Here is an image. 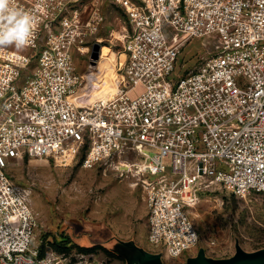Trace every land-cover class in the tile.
<instances>
[{"label": "built area", "instance_id": "built-area-1", "mask_svg": "<svg viewBox=\"0 0 264 264\" xmlns=\"http://www.w3.org/2000/svg\"><path fill=\"white\" fill-rule=\"evenodd\" d=\"M14 0L36 22L28 47H0V264H66L33 245L39 226L14 158L86 147L84 167L136 177L165 264L199 241L189 208L220 189L264 191V0H111L126 12L113 90L84 101L74 49L104 22L100 0ZM196 38L216 51L186 74Z\"/></svg>", "mask_w": 264, "mask_h": 264}, {"label": "rangeland", "instance_id": "rangeland-1", "mask_svg": "<svg viewBox=\"0 0 264 264\" xmlns=\"http://www.w3.org/2000/svg\"><path fill=\"white\" fill-rule=\"evenodd\" d=\"M86 3L88 17L96 6L94 0ZM98 5L103 24L77 39L73 52L77 69L86 77L80 93L90 100L113 90L119 63L125 59L122 37L129 27L120 5L111 0H100ZM96 42L101 50L93 65L91 51ZM216 42L193 39L180 54L177 73L186 74L203 57L214 54ZM85 151L81 147L56 158L25 155L12 159L8 171L26 189L38 215L33 245L48 243L46 253L54 250L66 264H138L129 259L131 245L160 252L148 236V201L137 178L109 165L84 167ZM189 211L199 241L177 264H185L200 248L210 256L229 257L237 242L248 251L264 247V191L245 195L226 189L208 192ZM66 237L70 241L61 249L57 241Z\"/></svg>", "mask_w": 264, "mask_h": 264}, {"label": "water", "instance_id": "water-1", "mask_svg": "<svg viewBox=\"0 0 264 264\" xmlns=\"http://www.w3.org/2000/svg\"><path fill=\"white\" fill-rule=\"evenodd\" d=\"M101 44H93L91 51V61L95 65L100 56ZM125 244V243H124ZM132 254L129 256L131 262L138 264H165L161 252H150L137 246L129 247ZM185 264H264V247L248 251L239 242L236 244V251L229 257H214L206 253L204 248H200L197 254L187 257Z\"/></svg>", "mask_w": 264, "mask_h": 264}, {"label": "clouds", "instance_id": "clouds-1", "mask_svg": "<svg viewBox=\"0 0 264 264\" xmlns=\"http://www.w3.org/2000/svg\"><path fill=\"white\" fill-rule=\"evenodd\" d=\"M35 28L34 17L15 7L14 0H0V47H28L35 39Z\"/></svg>", "mask_w": 264, "mask_h": 264}, {"label": "trees", "instance_id": "trees-1", "mask_svg": "<svg viewBox=\"0 0 264 264\" xmlns=\"http://www.w3.org/2000/svg\"><path fill=\"white\" fill-rule=\"evenodd\" d=\"M63 240L64 241H60V242L57 241V246H59L61 249L66 248L67 243L70 241V239L68 237L64 238ZM47 245H48V243H45V242H43L41 244V255L46 254Z\"/></svg>", "mask_w": 264, "mask_h": 264}, {"label": "bare ground", "instance_id": "bare-ground-1", "mask_svg": "<svg viewBox=\"0 0 264 264\" xmlns=\"http://www.w3.org/2000/svg\"><path fill=\"white\" fill-rule=\"evenodd\" d=\"M101 81H102V80H101ZM102 83L105 85V82L102 81ZM94 94H95V93H94ZM92 95H93V93H92ZM88 96H89V95H88ZM88 96H86V97L84 98V101H88V100H90ZM92 98H93V97H92Z\"/></svg>", "mask_w": 264, "mask_h": 264}]
</instances>
